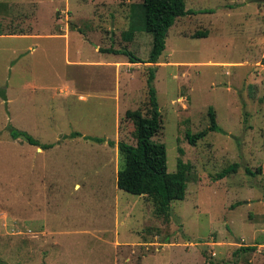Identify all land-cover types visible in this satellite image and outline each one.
<instances>
[{"label": "rangeland", "instance_id": "obj_1", "mask_svg": "<svg viewBox=\"0 0 264 264\" xmlns=\"http://www.w3.org/2000/svg\"><path fill=\"white\" fill-rule=\"evenodd\" d=\"M140 2L0 0V33L31 35L0 37V264H264V1L186 0L168 31L155 140L169 171L190 165L186 198L168 215L117 184L119 142L136 144L126 112L147 113L151 64L101 48L148 60L151 33L124 37ZM210 107L223 132L190 143Z\"/></svg>", "mask_w": 264, "mask_h": 264}, {"label": "trees", "instance_id": "obj_2", "mask_svg": "<svg viewBox=\"0 0 264 264\" xmlns=\"http://www.w3.org/2000/svg\"><path fill=\"white\" fill-rule=\"evenodd\" d=\"M186 0H142L133 3L131 8L130 28L125 32L126 40H131L137 31H147L153 35V45L148 60L144 61L128 48H101L102 52L124 54L130 62H147L151 65L147 68V89L149 96V107L147 113L141 109L127 110L126 118L133 121L135 125L136 144L125 141L119 142V150L124 158L123 167L118 171L117 184L120 189L136 195H147L154 199L156 212L159 215H168L171 212V203L175 200H183L188 192V173L190 165L181 158L177 164L176 171L168 169V154L166 145L158 142L155 137L163 128V116L160 111L157 88L155 86L156 73L161 55L166 49L168 31L179 17L188 13ZM208 36V32H197L195 37ZM249 94L251 97L257 95V84H250ZM210 126L197 133H187V138L192 144L203 139L209 132H223L219 126L213 107L209 109ZM14 139L20 137L26 139L30 144L47 149L52 144H42L40 140L30 135L27 131L11 129ZM72 137H81L80 131L71 133ZM87 139L103 143L104 137L85 136ZM114 145L112 140L109 141ZM238 163L224 168L219 177L224 178L236 172ZM250 174H254L247 168ZM253 246L241 248L236 254L245 250H255Z\"/></svg>", "mask_w": 264, "mask_h": 264}, {"label": "crops", "instance_id": "obj_3", "mask_svg": "<svg viewBox=\"0 0 264 264\" xmlns=\"http://www.w3.org/2000/svg\"><path fill=\"white\" fill-rule=\"evenodd\" d=\"M5 36H14V37H22V38H25V37H28L30 38L31 35H28V33H20V32H17V33H7V34H4V33H0V37H5Z\"/></svg>", "mask_w": 264, "mask_h": 264}, {"label": "water", "instance_id": "obj_4", "mask_svg": "<svg viewBox=\"0 0 264 264\" xmlns=\"http://www.w3.org/2000/svg\"><path fill=\"white\" fill-rule=\"evenodd\" d=\"M249 1H256V2H259V1H264V0H249Z\"/></svg>", "mask_w": 264, "mask_h": 264}]
</instances>
